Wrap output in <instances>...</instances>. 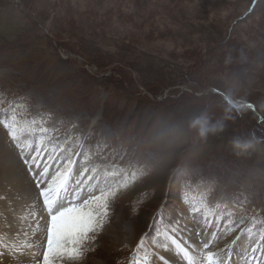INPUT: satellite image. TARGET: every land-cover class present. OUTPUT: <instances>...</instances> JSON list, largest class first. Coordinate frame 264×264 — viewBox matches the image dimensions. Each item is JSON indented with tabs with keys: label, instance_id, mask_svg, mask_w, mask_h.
<instances>
[{
	"label": "rangeland",
	"instance_id": "374dc122",
	"mask_svg": "<svg viewBox=\"0 0 264 264\" xmlns=\"http://www.w3.org/2000/svg\"><path fill=\"white\" fill-rule=\"evenodd\" d=\"M250 8L252 0H0V30L8 42L0 46V56L7 61L0 63V104L7 108L20 102L21 126L43 116L49 150L57 143L76 152L83 147L98 165H109L123 146L129 153L126 166L139 143L135 158L149 165L148 173L136 181L151 211L117 196L94 250L78 264H129L146 233L151 251L154 219L161 212L164 220L159 226L178 224L177 242L192 245L197 261L211 251L226 264H264V217L250 212L263 205L252 189L254 182L263 180L261 170L227 160L218 146L208 154L213 144H206L231 140L238 127V137L250 139L256 129L258 116L232 114L221 99L224 93L264 110V0L244 19ZM62 43L68 44L67 50ZM97 55L103 66L95 62ZM22 70L39 77L36 86L26 84ZM143 82L157 86L159 96L147 91ZM147 101L158 102V115L170 105L177 117L173 121L180 120L176 129L152 116ZM201 113H208L213 123L222 119V130L199 138L189 122ZM258 127L264 131V125ZM105 145L109 151L102 157ZM74 159L75 171L82 158ZM45 162L42 159L41 167ZM49 163L54 172L58 162ZM29 167L0 125V247L11 244L16 249L8 264H35L25 245L34 242L42 251L45 242L42 201L37 203ZM39 170L32 166L33 173ZM186 194L193 204L203 198L207 220L201 213L193 214ZM244 197L249 199V212L237 206ZM32 205L35 220L29 216ZM144 212L148 215L139 218ZM229 214L239 221L235 227L228 223ZM142 219L148 225L141 230ZM195 233L202 234L198 238ZM160 239L167 247L157 246L150 264H164L160 256L169 264H187L170 240Z\"/></svg>",
	"mask_w": 264,
	"mask_h": 264
},
{
	"label": "snow or ice",
	"instance_id": "6c2138e0",
	"mask_svg": "<svg viewBox=\"0 0 264 264\" xmlns=\"http://www.w3.org/2000/svg\"><path fill=\"white\" fill-rule=\"evenodd\" d=\"M214 91L218 92V90ZM218 94L224 95L219 92ZM19 103V101H14L8 104L7 108L0 104V125L7 130L9 137L20 149L24 163L30 164L29 172L33 174L37 189V203L42 201L40 210L43 215L40 219L44 221L45 226V242L42 251L37 250L38 246L34 242L26 244L25 247L30 251L35 264H78L86 253L94 250L92 245L109 222L112 202L121 191L133 185L139 176L146 175L149 165L135 158V153L139 151V143L135 149H132V158L126 166H124V161L129 153L128 148L123 146L112 157V163L109 165H98L90 159L88 153L84 152L83 147L76 152L74 148L70 151L71 146L62 147L57 143L49 150L48 145L51 144V139L48 138L49 129L43 122L45 118L43 116L32 117L26 120L24 126H21L20 120L23 117L19 115L21 111ZM224 103L229 111L247 108L255 112L252 104H242L230 96H224ZM193 120L207 123L209 120L212 121V117L208 113H201L194 116L191 121ZM215 125L217 128H223V120H217ZM261 125H264V114H260L257 119V126ZM237 138L243 141L240 148H248L257 140L264 142V132L259 136L253 134L247 140L242 137ZM75 143L77 141L74 139L73 144ZM96 147L100 149L99 144ZM108 151L109 146L105 145L101 150L102 157L107 156ZM74 157L82 158L80 167L75 171L74 165L77 160ZM42 159L47 161L43 163V167H41ZM117 160L119 164L116 163ZM53 161L58 163L56 170L51 172L49 162ZM32 166L40 170L33 173ZM189 191H191L190 187ZM185 201L191 205L193 214L201 213L205 220L208 219L210 214L203 198L193 204L192 197L186 194ZM35 208L36 205H32L29 210V216L34 220L36 213L32 209ZM227 211L225 209V212ZM227 219L233 227L239 223L233 220L230 214ZM163 220V212L158 213L154 219L153 231L156 238L151 241L152 250H149L146 233L136 244L135 253L129 264H150L151 257L156 255L155 248L157 246L167 247L161 242V237L163 240H170L175 245L187 264H226L224 259L211 251L201 256L199 261L194 259L192 245H182L174 236L179 225L172 226V222L169 221L166 226L161 227L159 225L163 223ZM36 227H39L38 221ZM245 231L250 232L251 229ZM207 247L206 243L204 248ZM15 252L16 249L11 244L0 247V264H8L9 257ZM139 253L143 255L139 256ZM159 258L164 261V264H169L163 256Z\"/></svg>",
	"mask_w": 264,
	"mask_h": 264
},
{
	"label": "trees",
	"instance_id": "16d2710c",
	"mask_svg": "<svg viewBox=\"0 0 264 264\" xmlns=\"http://www.w3.org/2000/svg\"><path fill=\"white\" fill-rule=\"evenodd\" d=\"M260 1L261 0H252V8H250V10L248 11V13L246 14V16L244 17V19H246V17H248V16H250V15H252L254 12H255V10H256V8L258 7V5H259V3H260ZM241 20V19H240ZM240 20H238V21H235L234 23H233V26L229 29V34H231L233 31H234V26H236L237 24H238V22L240 21ZM64 28V27H63ZM0 39L2 40V44L3 45H0L1 47H3L4 45L6 46V45H8V42L4 39V31H2V30H0ZM57 38H58V40H60L61 38H59L58 36H56ZM56 38V39H57ZM63 45H64V49H68V44L67 43H62ZM84 56V55H83ZM91 56H94L93 54H91ZM98 56V55H97ZM96 56V57H97ZM95 57V56H94ZM88 58V57H87ZM60 60V59H59ZM0 63H5V62H7V61H5L4 59H2V56H0ZM91 62H93V61H91ZM95 62L97 63V64H99V65H101V66H103L102 64H104L105 62H104V60H103V58H99V56L97 57V59H95ZM123 70H122V73H123V71L126 73V74H128V75H130V71L129 70H127L126 68H122ZM124 73V74H125ZM21 74L22 75H24V81L26 82V84L27 85H32V86H36L37 85V82H36V80H37V78H39L38 76H36V75H32L29 71H24V70H22L21 71ZM124 78V77H123ZM20 79H21V77H20ZM23 79V78H22ZM21 79V80H22ZM23 81V80H22ZM23 81V82H24ZM130 82V85L129 86H131V87H129L130 89L132 88V86L134 87V85H131L132 83H131V81H129ZM140 84H142V85H144V87L146 88V90L147 91H149L150 93H152L154 96L156 95L157 97L159 96V94H160V90H159V88L156 86V88H151V86H147V85H145V83L143 82V83H140ZM147 87H149V88H147ZM213 89V88H212ZM213 90H218V91H220V92H222V90H220V89H218V88H215V89H213ZM115 91V92H114ZM114 93H116V94H118V90L116 91V89H114ZM223 93V92H222ZM224 94H226L227 96H230V97H232L233 99H235V100H238V101H240L242 104H248V102L247 101H245V100H241V99H238V98H235V97H233V96H231V95H229V94H227V93H224ZM112 95H114L113 93H112ZM213 95H215V96H218V94L217 93H215L214 92V94ZM117 96V95H116ZM181 99V98H180ZM179 99V100H180ZM221 99L223 100V102H224V99L221 97ZM166 100H168V99H166ZM149 103H151L150 105H149ZM163 103H165V102H163ZM168 102L166 101V103L165 104H167ZM145 105H146V109H147V111L149 110L150 111V113L152 114V116H154L156 119L157 118H159L160 119V122L163 124V125H169L168 127H171V128H175V126H178L179 125V123H180V120L178 119V121H179V123L177 122H174L173 121V119H172V117H174L175 119H177V117L176 116H174V115H176L175 113L176 112H174V110L172 109V107L170 108V105H168V107L169 108H167L166 109V111H165V113H161L160 111V115H158L157 113H158V109H159V104H158V102H156V101H152V102H146L145 103ZM152 107V108H151ZM255 112H253V111H251V110H249V109H247V108H241V109H239L238 111H231L232 112V114H234V115H241L242 113H246L247 115H249V116H251V117H254V118H257V116H259L260 114H264V110H262L260 107H256L255 106ZM140 123V122H139ZM160 123V124H161ZM141 124V123H140ZM181 129H183L184 128V125L181 123V127H180ZM255 128L256 129H254L252 132H253V134H255L256 136H259L262 132H264L262 129L260 130V127H258L257 125L255 126ZM176 129V128H175ZM233 131V134H231V137H232V139L231 140H227V141H225L226 139H222V140H220V141H215V140H211L210 142H207L206 144L207 145H210V144H213L212 146L213 147H211V149H208L207 148V150H209L208 151V154L209 153H211V151L210 150H212V151H217V149H215V147L214 146H218V151L220 152V153H222L223 155H225L226 157H227V160H230V161H234V162H236V163H242L243 165H245L246 167L248 166V167H250V166H254V167H256V168H258V169H260L261 170V173L262 174H260V176H262L263 177V180L262 181H257V182H254V185L252 186V189L254 188L255 189V191L253 192V193H255L254 195L257 197V199H259L260 200V202H262L261 204H263V205H261V207H260V209H256V210H251L250 211V208H251V205H248V204H246V200H249L248 198H246V197H244V200H241V199H238V201H237V199L235 198L234 200H236L237 201V206L238 207H240V206H242V208L243 209H246V212H258L260 215H262L263 217H264V147H260V146H263L262 145V143H264V142H260V141H257L256 143H254V144H252L250 147H248V148H236V147H234V145H233V140H234V138H236V137H238V136H240V134H239V127L238 128H236L235 130H232ZM232 131H228V132H232ZM177 135H179V132L180 131H174ZM245 140H247V138H245ZM213 142H215V143H213ZM208 143H210V144H208ZM221 143V144H220ZM223 145V146H222ZM227 145H229L230 146V149L227 147ZM219 147H221V148H219ZM145 148V147H144ZM145 149H148V148H145ZM256 151V152H255ZM255 177H257V176H255ZM249 180H247V182H248ZM139 185V183H138V181H136L133 185H131V186H129L126 190H124V191H121L120 192V194L118 195V197H120V198H125L127 201H131L132 202V204H133V206L134 207H136V204H138V207H139V209H140V206H141V210L143 209V210H149L148 212H150L151 211V208H152V206H150V204L149 203H146L147 201H146V199L143 197H140V195L138 194V191H140V189H141V187L140 186H138ZM249 185V184H248ZM251 187V186H250ZM249 193V192H248ZM252 197V196H251ZM158 198V197H157ZM156 198H153V203L154 204H156L157 202H158V199H156ZM151 202V203H152ZM161 202V201H160ZM149 204V205H148ZM153 204V205H154ZM249 206H250V208H249ZM148 212H144V213H142V215L140 216L139 215V218H145L147 215H148ZM150 222V221H149ZM146 225H148V222H147V220L146 219H142V222H140V223H138V227L139 228H141V230L144 228V227H146Z\"/></svg>",
	"mask_w": 264,
	"mask_h": 264
},
{
	"label": "clouds",
	"instance_id": "9594fccd",
	"mask_svg": "<svg viewBox=\"0 0 264 264\" xmlns=\"http://www.w3.org/2000/svg\"><path fill=\"white\" fill-rule=\"evenodd\" d=\"M190 130L194 131L199 138L206 139L209 134H214L222 130V128H217L215 123L209 120L207 123H204L200 120H193L189 122ZM233 145L236 148H240L243 145V141H239L238 138H234Z\"/></svg>",
	"mask_w": 264,
	"mask_h": 264
},
{
	"label": "bare ground",
	"instance_id": "6f19581e",
	"mask_svg": "<svg viewBox=\"0 0 264 264\" xmlns=\"http://www.w3.org/2000/svg\"><path fill=\"white\" fill-rule=\"evenodd\" d=\"M23 159V158H22ZM23 178H25V177H23ZM22 179V177L19 179V180H21ZM27 179H25V182H23V185H24V189L25 190H27V181H26ZM31 182V181H30ZM25 183V184H24ZM23 187V186H22ZM24 194H25V196H27V194H26V192H24ZM28 196L30 197L31 195H30V188H29V190H28ZM42 203V202H41ZM39 230V229H38ZM32 231H34V230H32ZM44 234V233H43ZM195 234H197V237L199 238L200 236L199 235H201L202 233H200L199 235H198V233H195ZM194 234V235H195ZM196 236V235H195ZM195 239H198V238H196V237H194ZM193 243H195V240H193L192 241ZM250 251V250H249ZM216 252V251H215Z\"/></svg>",
	"mask_w": 264,
	"mask_h": 264
}]
</instances>
